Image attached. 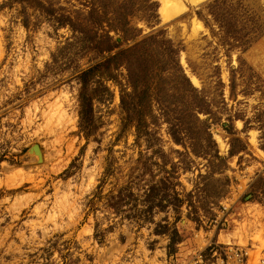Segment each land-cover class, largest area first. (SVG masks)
I'll list each match as a JSON object with an SVG mask.
<instances>
[{"label": "rangeland", "instance_id": "374dc122", "mask_svg": "<svg viewBox=\"0 0 264 264\" xmlns=\"http://www.w3.org/2000/svg\"><path fill=\"white\" fill-rule=\"evenodd\" d=\"M138 3L0 0V264L179 263L210 239L264 264V0ZM132 6L124 31L110 28ZM96 42L116 43L113 53L142 43L139 60L154 70L173 50L175 79L155 78L140 135L122 103L134 101L127 63L91 81V121L80 125L78 76L108 55ZM178 64L192 100L176 85Z\"/></svg>", "mask_w": 264, "mask_h": 264}, {"label": "trees", "instance_id": "16d2710c", "mask_svg": "<svg viewBox=\"0 0 264 264\" xmlns=\"http://www.w3.org/2000/svg\"><path fill=\"white\" fill-rule=\"evenodd\" d=\"M148 2L149 0H140V3H138V7L139 6L147 7ZM138 7L135 8V6H132V8H130V12L127 15H125L126 22H124V24L123 22L122 24L113 23L114 25L112 26L110 24V28H113L115 31L119 29L124 31V26L125 24H127V19L129 15H133L135 12H137ZM107 36L109 40H111V37L109 36V34ZM147 40H143L142 43L146 42ZM142 43L141 44L139 43L137 46H134L130 49L117 50L116 52L113 53V51L117 47L116 43L110 42V44L101 46V42H96V47L98 48V51L106 52L108 53V55L104 57L103 61H99L96 64L88 67L87 69L82 70L78 76L79 82L81 83V88L79 92V105H80L79 116H80V125L83 126V128L86 125H88V123L91 121V119L89 118V114L92 109V101H93L92 91H97V89L92 90L90 88L91 81L93 79H96V77H100V76L106 77L109 79H114V74H113L114 67H118L123 63H127V67L129 71L128 82L132 88L131 94H132V98L134 99L133 102L131 101V104H128L125 98L124 97L122 98L124 111L126 113L125 117L126 119L130 120L131 111L134 112V116H135L133 117L134 125L136 126L139 135L141 134L140 130L146 127L149 107L147 108V105L145 104L144 100L147 97V94L150 92V88L153 85L152 83L155 82L156 77L158 78L161 75L163 76L165 73L169 76V78L175 79V74H172L171 70L172 68L176 67V65L174 64V60L172 58L173 50H170V49L166 52L167 59L164 60L163 62H159L158 66L157 67L155 66V70H154V67L151 69V66L147 64L146 65L142 64L139 60L140 48L142 49ZM136 49H138V51ZM127 52H131L132 54L131 57H133L134 60H130L131 58H129L127 62H122V60H120V57L122 58L123 56H125ZM178 66L180 65L178 64ZM180 69H181V66H180ZM154 71H156L157 73L154 74ZM180 73L181 74H178V76H176V79L179 78L178 81L176 82V85L186 96H188V98L192 100V95L197 92V89L192 85L189 78L186 76V74L184 73L182 69ZM153 74L155 75L154 78H152ZM166 74H165V77H166ZM149 76H150V81H149ZM185 105H187L186 107L188 111L194 112L195 114L197 112L196 110H203L202 107L198 105H194L192 101H190L189 103ZM164 107L165 109L167 108V106H164ZM174 125H176L179 129H182L181 126H183V122L182 120H180V118L176 116ZM192 129L193 128L191 127L186 128V132L188 135L187 139H189L191 144L195 142L196 139H198L197 138L198 136L197 137L195 136L197 135V133L195 131L192 132ZM174 138L177 141H181V139L176 136H174ZM212 154H213L212 155L213 159L219 160V162H222L224 160V158L219 155L218 151L212 152ZM144 165L146 167L145 170L151 169L147 165V163H144ZM111 166L112 165L109 164L108 167H106L103 178L101 179L100 184L98 185L97 190L95 191L93 197L89 201L90 208L93 207L92 205L96 203L98 197L100 196V191L102 189L103 183L110 177L112 173ZM159 184L160 182L150 184V186L147 188L145 192L144 201L146 202V206L149 211L153 209L154 202L159 193V189H160ZM127 188L129 189V187ZM125 194L127 196L126 195L121 196L120 194L119 198H118V195H115L117 199L111 202L115 208H118L120 205L124 203L125 201L123 200L124 196L137 197L135 193L131 190H127Z\"/></svg>", "mask_w": 264, "mask_h": 264}, {"label": "built area", "instance_id": "2783aa9c", "mask_svg": "<svg viewBox=\"0 0 264 264\" xmlns=\"http://www.w3.org/2000/svg\"><path fill=\"white\" fill-rule=\"evenodd\" d=\"M184 262L168 260L167 256L163 262L156 264H205L208 259L206 252H211L213 264H243V246H219L212 239L206 240L200 248Z\"/></svg>", "mask_w": 264, "mask_h": 264}, {"label": "bare ground", "instance_id": "6f19581e", "mask_svg": "<svg viewBox=\"0 0 264 264\" xmlns=\"http://www.w3.org/2000/svg\"><path fill=\"white\" fill-rule=\"evenodd\" d=\"M167 2H171V0H167ZM165 1H163V4L165 5ZM163 9H164V6H163ZM164 15V14H163ZM169 16V15H168ZM168 16H166V15H164V17H168ZM171 18V17H170ZM192 79L193 80H196V78L195 77H193L192 76ZM31 153H35V154H37L38 155V160L39 161H41L42 159H43V154H42V156L40 155V152L37 150V149H33V151L31 152Z\"/></svg>", "mask_w": 264, "mask_h": 264}, {"label": "water", "instance_id": "95a60500", "mask_svg": "<svg viewBox=\"0 0 264 264\" xmlns=\"http://www.w3.org/2000/svg\"><path fill=\"white\" fill-rule=\"evenodd\" d=\"M33 149H37L39 152H40V155L42 156V150H41V147L39 144L35 143L33 144L30 148H29V151L32 152Z\"/></svg>", "mask_w": 264, "mask_h": 264}]
</instances>
